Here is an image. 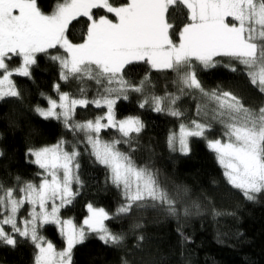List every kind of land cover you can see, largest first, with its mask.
Wrapping results in <instances>:
<instances>
[{
    "label": "snow or ice",
    "instance_id": "snow-or-ice-1",
    "mask_svg": "<svg viewBox=\"0 0 264 264\" xmlns=\"http://www.w3.org/2000/svg\"><path fill=\"white\" fill-rule=\"evenodd\" d=\"M94 9L112 14L115 22L106 15L97 16ZM177 16L183 18L180 25L174 23ZM81 17L87 19L86 32L82 42L74 43L67 33L72 22ZM49 49L66 53L49 54L59 63L62 80H94L104 92L89 101L61 93L57 85L59 102L48 97V107L35 110L44 119H62L65 127L84 135L95 161L108 170V179L122 190L125 203L117 209L118 215H126L134 207L157 205L176 213V201L160 184L157 173L138 166L129 152L117 147L123 143L131 149L132 134L139 135L144 128L139 117L117 120L114 111L117 99H127L129 91L143 93L149 82L147 75L139 84L124 78L125 68L138 62L152 70L175 72L181 92L188 89L201 94L203 102L197 105V115L210 112L211 119L223 128L220 139H208L210 123L182 122L178 133H170L169 148H178L186 155L189 138L205 139L232 188L248 200L264 193V106L247 107L230 91H206L195 69V64L215 67L216 57H228L243 66L251 85L264 94V0H126L119 6L110 0H58L50 14L41 10L39 0H0V100L20 96L12 77H29L36 54H48ZM13 57L21 61L16 68L6 63ZM225 66L238 70L231 64ZM178 98L171 93L146 96L140 107L150 103L154 111L180 118L183 113L174 107ZM89 103L106 107L107 112L95 120L72 122L75 109ZM106 129H115L121 138L103 140L100 133ZM65 143L61 140L54 146L29 150L28 155L34 158L30 162L43 170L38 185L24 182L17 195L16 189L0 184V243L14 247L17 236L30 240L36 248L35 264H72V250L84 240L86 231L97 233L106 244L118 245L123 240L105 226L109 214L102 208L89 204L88 216L79 227L58 215L60 208L78 195L73 183H81L76 174L79 152L75 148L65 150ZM25 204L31 206L30 219L18 223L17 213ZM49 223L60 230L65 241L62 250L39 235L38 228Z\"/></svg>",
    "mask_w": 264,
    "mask_h": 264
},
{
    "label": "trees",
    "instance_id": "trees-1",
    "mask_svg": "<svg viewBox=\"0 0 264 264\" xmlns=\"http://www.w3.org/2000/svg\"><path fill=\"white\" fill-rule=\"evenodd\" d=\"M57 2L39 0V6L50 14ZM110 2L119 6L126 0ZM93 11L97 16L103 14L115 22L112 14L102 9ZM182 19L177 16L174 23L180 25ZM87 23L83 17L72 22L67 33L72 42H82ZM49 54L65 55L62 49H49L48 54L37 53L29 77H12L20 96L0 100V184L16 189L18 195L24 182L36 185L41 182L43 170L30 162V149L54 146L63 140L65 150L75 148L79 152L76 174L81 183L72 185L78 195L60 210V217L71 219L79 227L88 216L89 204L102 208L109 214L106 227L123 236V240L118 245L106 244L94 232H88L73 248L72 264H124L125 261L128 264H264V193L255 194L254 200H248L232 188L205 139L191 137L186 155L169 148L170 133L178 132L182 122L190 124L192 120H199L197 105L203 98L197 90L181 92L176 73L171 70H152L143 62L125 68L126 80L139 84L147 75L149 82L143 93L129 91L127 99L116 100L117 120L139 117L144 124L139 135L132 134L131 149L123 143L117 147L129 152L138 166H147L157 173L160 184L176 201V213L170 214L165 206L157 205L134 207L130 213L118 215L117 209L125 203L122 190L108 179V170L95 161L84 135L65 127L61 120L44 119L35 110L37 107L46 109L48 97H58L57 85L61 93L89 101L99 98L104 89L94 80H62L60 65L51 60ZM14 60L15 66L10 68L19 66L18 57ZM216 61L215 67L195 66L206 91H230L247 107L264 106V94L251 85L242 65L230 58L218 57ZM227 64L238 70L232 71L225 66ZM169 93L179 97L174 107L183 113L180 118L166 111L156 112L149 104L140 107L146 96L163 97ZM105 113L104 107L97 108L89 103L75 109L72 122L95 120ZM204 122L211 124L206 133L208 139L222 137L223 128L218 122ZM100 135L106 141L121 138L115 129L102 130ZM24 207L27 211V206ZM5 230L11 232L10 227ZM38 232L57 250L64 248V239L53 225H46ZM141 236L142 240L139 239ZM16 240L14 247L0 243V264H35L34 244L19 236Z\"/></svg>",
    "mask_w": 264,
    "mask_h": 264
},
{
    "label": "rangeland",
    "instance_id": "rangeland-1",
    "mask_svg": "<svg viewBox=\"0 0 264 264\" xmlns=\"http://www.w3.org/2000/svg\"><path fill=\"white\" fill-rule=\"evenodd\" d=\"M63 50V49H62ZM65 55H66V53H65ZM14 58L15 57H13L12 58V60H6V63H8L9 62V67L10 66H15L14 65V63L13 62H15V60H14ZM216 58H218V57H216ZM215 58V59H216ZM222 58H228V57H222ZM18 59H19V63L21 62L20 61V58L18 57ZM195 63V62H194ZM195 66H202V65H199V64H195ZM203 67V66H202ZM16 68V67H15ZM210 68V67H209ZM53 99H55L57 102H59V95H58V97H56V98H53ZM203 102V100H201L200 99V103H202ZM149 105H151L150 103H149ZM152 106V105H151ZM79 107V106H78ZM153 107V106H152ZM211 107V106H210ZM105 109H106V107H104ZM57 111H59V109L57 110ZM106 112H107V109H106ZM199 120L200 121H213L212 119H211V113L209 112V114L207 115V116H205V114L202 112L199 116ZM52 119H55V118H52ZM56 120H61V121H63L62 119H56ZM179 132V131H178ZM177 132V133H178ZM190 139V138H189ZM206 146H207V143H206ZM91 149V148H90ZM177 150H178V148H177ZM179 151V150H178ZM180 152V151H179ZM181 153V152H180ZM183 154V153H182ZM32 159H34L33 157H31ZM57 203H59V201H57ZM26 206H27V211H26V208L23 206V207H21L20 208V210H19V212L17 213V220H18V223H19V221H22V220H24V219H30V217H29V215H28V213H29V211L31 210V206L30 205H28V204H25ZM67 206V205H66ZM48 207H49V210H50V208H51V202L49 203V205H48ZM62 208H64V207H62ZM62 208H60V210L62 209ZM60 210H59V213H58V215L60 216ZM26 211V212H25ZM25 213V216H22L23 214ZM116 213H117V211H116ZM61 218V217H60ZM87 218V217H86ZM62 219V218H61ZM62 220H69V219H62ZM71 220V219H70ZM106 221V220H105ZM105 221H104V224H105ZM46 225H53L56 229H57V231L59 232V234H60V230H59V228L57 227V225L56 224H52V223H49V224H44L43 226H41V227H39L38 228V231L41 229V228H43L44 226H46ZM82 225H83V223H82ZM106 226V225H105ZM4 227H10V226H8V225H5ZM88 232H91V231H86V233H88ZM85 233V234H86ZM95 233V232H94ZM96 235H97V237L99 238V236H98V234L97 233H95ZM61 235V234H60ZM102 241V240H101ZM64 247H65V241H64Z\"/></svg>",
    "mask_w": 264,
    "mask_h": 264
}]
</instances>
